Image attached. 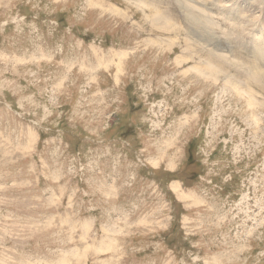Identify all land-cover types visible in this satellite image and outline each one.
I'll list each match as a JSON object with an SVG mask.
<instances>
[{
    "label": "rangeland",
    "instance_id": "374dc122",
    "mask_svg": "<svg viewBox=\"0 0 264 264\" xmlns=\"http://www.w3.org/2000/svg\"><path fill=\"white\" fill-rule=\"evenodd\" d=\"M254 45L264 0H0V264H264Z\"/></svg>",
    "mask_w": 264,
    "mask_h": 264
},
{
    "label": "bare ground",
    "instance_id": "6f19581e",
    "mask_svg": "<svg viewBox=\"0 0 264 264\" xmlns=\"http://www.w3.org/2000/svg\"><path fill=\"white\" fill-rule=\"evenodd\" d=\"M189 18H190V21H191L190 24L196 26V28H194L195 29V32L197 34L201 35V37H203L204 35H206V31H204V24L202 22H199V21H194V19H193V17L191 15H189ZM211 35H213V34H211ZM205 37H207V36H205ZM206 40H208V39H206ZM254 46H253V50H252L253 58H255V61H254V64L253 65L256 66V67H258V68H260V69L261 68H264V62H261L260 61V59H262L264 61V46L263 45H260L258 47H256L257 45H254Z\"/></svg>",
    "mask_w": 264,
    "mask_h": 264
}]
</instances>
